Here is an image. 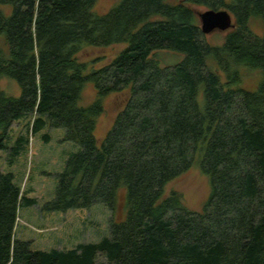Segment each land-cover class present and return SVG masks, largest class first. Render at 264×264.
<instances>
[{
  "label": "trees",
  "instance_id": "obj_1",
  "mask_svg": "<svg viewBox=\"0 0 264 264\" xmlns=\"http://www.w3.org/2000/svg\"><path fill=\"white\" fill-rule=\"evenodd\" d=\"M98 0H0V151L12 124L30 116L79 146L58 176L48 211L105 205L109 236L73 249L32 250L14 237L20 207L35 201L0 171V264H264V0H119L104 14ZM3 7H9V13ZM226 9L234 28L221 45L202 34L198 8ZM126 47L85 73L83 46ZM158 52L182 59L161 66ZM215 63L224 75L221 82ZM260 73L255 90L239 69ZM85 82L96 99L78 105ZM128 91L103 141L94 137L102 101ZM35 117V118H34ZM48 139V137H45ZM26 138L17 141L18 155ZM196 167L209 183L199 211L167 183ZM124 192V217L116 220Z\"/></svg>",
  "mask_w": 264,
  "mask_h": 264
},
{
  "label": "rangeland",
  "instance_id": "obj_2",
  "mask_svg": "<svg viewBox=\"0 0 264 264\" xmlns=\"http://www.w3.org/2000/svg\"><path fill=\"white\" fill-rule=\"evenodd\" d=\"M119 0H98L93 7L96 14H104ZM9 13V7H3ZM207 9L200 7L198 12ZM250 30L257 36H264V27L260 20L249 21ZM226 32L214 31L206 35V41L211 45H221ZM125 43L115 44L106 48L83 46L77 54L79 62L85 63L88 73L110 63L124 48ZM157 58L161 66H172L182 59L179 53L158 52ZM210 69L217 71L221 82L224 75L215 63L208 60ZM240 87L245 90H255L260 73L254 70L239 69ZM0 89L7 95L18 98L20 87L15 80L7 77L0 78ZM128 97V91L109 94L102 101V113L96 119L94 137L100 144L105 138L116 115L123 109ZM96 99V92L91 82H85L78 105L85 107ZM35 118V117H34ZM33 118L26 116L15 121L8 131L6 146L8 150L0 151V171L11 173L13 181L28 198L35 201L33 206L20 207L16 221L14 237L18 240L29 241L32 250L73 249L78 244L99 242L109 236L111 213L101 204H95L87 209H69L48 211L44 204L55 196L58 176L64 171L66 161L79 150L73 142L65 141V130L54 128L45 123L34 134L29 132ZM48 137L46 139L45 137ZM26 138L27 143L21 144L18 155L12 153L18 140ZM175 191L182 197L184 206L193 211H199L209 194L207 178L196 168L192 167L179 177L170 181L164 188V197ZM124 192L118 199L116 220L124 217Z\"/></svg>",
  "mask_w": 264,
  "mask_h": 264
},
{
  "label": "water",
  "instance_id": "obj_3",
  "mask_svg": "<svg viewBox=\"0 0 264 264\" xmlns=\"http://www.w3.org/2000/svg\"><path fill=\"white\" fill-rule=\"evenodd\" d=\"M200 29L203 35H209L214 31L227 32L234 28L230 13L226 9H207L197 12Z\"/></svg>",
  "mask_w": 264,
  "mask_h": 264
}]
</instances>
